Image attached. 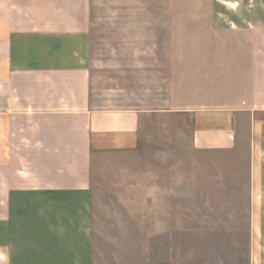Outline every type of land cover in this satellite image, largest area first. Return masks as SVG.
Segmentation results:
<instances>
[{"label":"crops","instance_id":"obj_1","mask_svg":"<svg viewBox=\"0 0 264 264\" xmlns=\"http://www.w3.org/2000/svg\"><path fill=\"white\" fill-rule=\"evenodd\" d=\"M214 1L198 41L157 61L167 99L152 112H177V80L215 88L178 112L197 122L195 150L233 166L188 184L97 166L137 147L146 111L106 106L93 85L90 0H0V264H110L120 240L150 243L119 254L144 264H264V0ZM209 234L214 253L177 252L190 235L203 253Z\"/></svg>","mask_w":264,"mask_h":264},{"label":"rangeland","instance_id":"obj_2","mask_svg":"<svg viewBox=\"0 0 264 264\" xmlns=\"http://www.w3.org/2000/svg\"><path fill=\"white\" fill-rule=\"evenodd\" d=\"M214 3V0H90L94 24L90 32L89 68L93 85L100 95L113 97L110 102L104 100L106 106L146 111L137 147L128 153L101 159L97 166L138 169L146 173L152 169L170 170L175 173L176 183L188 184H198L206 179L210 183L211 177L200 175L201 170L233 166L221 154L200 152L192 147L191 136L197 122L190 114L178 112L188 93L185 94L182 88L185 81L177 80V112H152L163 107L167 99V80L160 79L157 63L163 57L167 58L169 49L166 45L173 42L177 56L184 54V42L198 41L195 37L198 33L191 29L199 28L208 20V16L200 15V12H205ZM191 84L187 94L191 100L198 102L200 94L208 101L214 100L215 88H199V81H191ZM242 166H247L245 160ZM239 227H242L241 223ZM237 237V234L233 235L234 239ZM198 239V236L193 239L190 235L177 237V252L185 249L192 256L214 253V234L208 235V245L201 248L203 253L200 248L191 247L192 240L197 242ZM129 245L135 244L128 240L117 241L108 253L117 258L108 256L109 263L128 264L130 259L134 264H144V258L127 259L119 254L128 249H133L134 253L140 249L138 252L146 251L150 255V243L149 247L140 248H129Z\"/></svg>","mask_w":264,"mask_h":264}]
</instances>
